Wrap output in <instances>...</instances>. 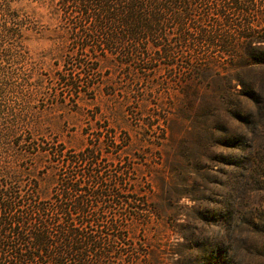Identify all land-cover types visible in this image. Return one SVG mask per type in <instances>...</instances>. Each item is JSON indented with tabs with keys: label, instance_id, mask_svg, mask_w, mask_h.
<instances>
[{
	"label": "rangeland",
	"instance_id": "rangeland-1",
	"mask_svg": "<svg viewBox=\"0 0 264 264\" xmlns=\"http://www.w3.org/2000/svg\"><path fill=\"white\" fill-rule=\"evenodd\" d=\"M218 3L226 5L219 29L236 44L180 49L202 52L200 75L174 74L181 58L173 68L161 63L153 75L135 78L106 63L92 76L74 65L80 78L74 101L68 98L74 91L55 80L71 66L55 64L50 32L28 33L24 42L30 61L47 73L42 98L63 100L43 107V126L75 151L101 142L106 161L99 166L120 174L123 194L140 206L131 217L118 211L125 213L124 247L127 253L135 247L136 264H264V64L247 57L240 37L245 31L264 38V0H248L242 11L232 0ZM113 142L124 145L121 161L110 151ZM34 161L35 175L43 176L47 163Z\"/></svg>",
	"mask_w": 264,
	"mask_h": 264
},
{
	"label": "trees",
	"instance_id": "trees-1",
	"mask_svg": "<svg viewBox=\"0 0 264 264\" xmlns=\"http://www.w3.org/2000/svg\"><path fill=\"white\" fill-rule=\"evenodd\" d=\"M219 1L0 0V264H124L123 255L136 264L138 259L135 247L131 253L124 247L127 222L121 215L134 216L141 208L131 194H123L120 174L109 175L104 163L99 166L106 161L101 142L75 151L41 122L43 107L63 100L42 98L41 76L47 73L30 61L27 34L50 32L55 64L71 66L55 80L74 91L68 95L74 101L80 80L74 65L92 76L106 63L135 78L153 75L161 63L173 68L181 58L174 74L200 75L202 52L178 51L203 43L236 44L219 29L218 17L226 15ZM247 1L232 3L242 11ZM25 6L33 10L24 11ZM243 33L247 57L264 64V38ZM134 78L130 83L137 82ZM108 133L115 139L113 129ZM123 148L113 142L114 158L121 161ZM36 158L47 163L43 176L35 175Z\"/></svg>",
	"mask_w": 264,
	"mask_h": 264
}]
</instances>
